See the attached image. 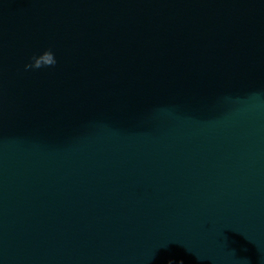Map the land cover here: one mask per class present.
I'll return each mask as SVG.
<instances>
[{
	"label": "water",
	"instance_id": "water-1",
	"mask_svg": "<svg viewBox=\"0 0 264 264\" xmlns=\"http://www.w3.org/2000/svg\"><path fill=\"white\" fill-rule=\"evenodd\" d=\"M170 262L264 264V0H0V264Z\"/></svg>",
	"mask_w": 264,
	"mask_h": 264
},
{
	"label": "clouds",
	"instance_id": "clouds-1",
	"mask_svg": "<svg viewBox=\"0 0 264 264\" xmlns=\"http://www.w3.org/2000/svg\"><path fill=\"white\" fill-rule=\"evenodd\" d=\"M31 64L25 65V69H40L46 66H53L56 64L54 54L51 50L44 51L39 56H34ZM171 264V262H170ZM182 264V262H181Z\"/></svg>",
	"mask_w": 264,
	"mask_h": 264
}]
</instances>
